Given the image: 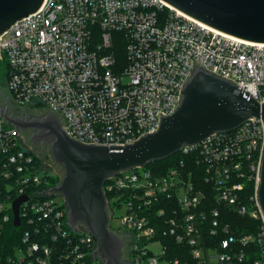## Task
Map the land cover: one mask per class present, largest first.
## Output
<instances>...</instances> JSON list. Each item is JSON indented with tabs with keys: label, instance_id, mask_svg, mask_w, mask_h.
I'll return each instance as SVG.
<instances>
[{
	"label": "built area",
	"instance_id": "built-area-1",
	"mask_svg": "<svg viewBox=\"0 0 264 264\" xmlns=\"http://www.w3.org/2000/svg\"><path fill=\"white\" fill-rule=\"evenodd\" d=\"M118 47L124 60L118 59ZM197 68L264 102V44L223 34L162 0H44L36 13L0 37L5 79L0 106L8 100L26 112L54 114L67 135L84 144L124 147L157 132L162 118L175 113ZM263 151V120L251 118L235 130L184 147L179 153L190 157L188 162L166 175L144 167L108 179L109 217L111 204L126 206L125 231L116 233L127 242L124 259L131 264H239L245 255L237 245L257 241L263 259L255 264H264V217L257 198ZM35 157L25 134L0 115V236L14 223L13 203L27 197L16 227L24 229L20 246L5 260L0 256V264H104L95 256L96 238L70 226L64 198L50 192V171L39 168ZM190 161L204 169L218 204L261 219L257 236L234 237L218 208L206 215V195L194 184ZM245 180L256 185L250 210L241 204ZM163 200L174 204L156 210L165 217L161 225L152 220L151 210ZM220 233L225 236L221 249L206 243L205 234ZM162 237L186 247L191 261L169 258Z\"/></svg>",
	"mask_w": 264,
	"mask_h": 264
},
{
	"label": "water",
	"instance_id": "water-1",
	"mask_svg": "<svg viewBox=\"0 0 264 264\" xmlns=\"http://www.w3.org/2000/svg\"><path fill=\"white\" fill-rule=\"evenodd\" d=\"M186 16L223 34L255 44H264V0H162ZM44 0H0V37L17 22L36 13ZM10 105L0 106V115L22 133L33 131L32 145H49L52 159L63 168L59 185L50 190L61 195L69 211L71 227L83 225L97 240L104 264H131L123 257L125 236L110 228L106 181L121 172L144 168L165 160L184 147L198 145L210 136L230 132L251 118L264 123V102L239 89L231 81L194 70L185 84L178 109L163 117L157 132L124 147L84 144L70 138L51 113L37 118L16 117ZM257 198L264 217V151ZM22 196L13 203L14 226H20Z\"/></svg>",
	"mask_w": 264,
	"mask_h": 264
},
{
	"label": "trees",
	"instance_id": "trees-1",
	"mask_svg": "<svg viewBox=\"0 0 264 264\" xmlns=\"http://www.w3.org/2000/svg\"><path fill=\"white\" fill-rule=\"evenodd\" d=\"M116 53L118 55V59L124 60V50L121 48H116ZM190 157L182 155V154H175L165 160L151 162L145 168L147 170H152L156 174L159 175H166L169 170L173 167L179 166L182 161L188 162ZM35 162L39 166V168L45 166L43 160L41 158L35 157ZM41 166V167H40ZM190 169L194 170L195 176L193 177L194 184L197 185L199 190H202L206 195L204 198V205L203 211L206 212V215L210 217V211L213 208H218L221 212V221L224 225H228L231 229V234L236 238H242L248 235L257 236L261 230L262 222L260 218L253 219L250 217L249 213L246 215H240L236 210L231 209L225 205H220L216 201V192L212 189L210 185L205 183L204 177V169L201 165H197L196 162L194 164L190 161ZM50 184L52 187L57 186L61 181V175H55L51 173L50 177ZM244 191L241 193V204L250 210L252 208L251 198L254 196L255 192V181L245 180L244 181ZM108 198V195H106ZM173 205L174 202L169 200H163L157 206H154L151 210L152 220H156L159 224H163L165 219L164 216H158L156 210L165 205ZM207 227V226H206ZM165 229L163 225L162 230ZM24 229L23 227L16 228L12 223H9L6 227L3 234L0 236V256L5 260L13 251L20 246V242L23 236ZM225 236H222L221 233L217 237H211L209 234H205L206 243L216 249H221L220 244L221 240L224 239ZM162 241L168 245L169 258L179 257L182 261H191L188 255V249L182 246H179L173 238L171 237H162ZM237 248L244 252V258L241 263L239 264H255L256 261L262 260L263 256V248L261 245L255 241L254 243L248 245L238 244ZM220 251V250H219Z\"/></svg>",
	"mask_w": 264,
	"mask_h": 264
},
{
	"label": "rangeland",
	"instance_id": "rangeland-1",
	"mask_svg": "<svg viewBox=\"0 0 264 264\" xmlns=\"http://www.w3.org/2000/svg\"><path fill=\"white\" fill-rule=\"evenodd\" d=\"M3 86H5V79H4V75H3V71H0V88L3 89ZM11 108V113L17 108L18 110L27 113L24 109L18 108V107H14V106H10ZM15 112V111H14ZM31 114H34L36 116H42L44 112H30ZM13 114V113H12ZM25 134V138L27 140H29L28 138V134ZM32 148V147H31ZM34 154L41 158L43 160V162L45 163L46 169L48 171H50L49 173H54L55 175H61V180L64 176V172H63V168L56 164L55 161L52 159L51 156V151L50 148L48 146H45L44 149H39L37 148H32ZM61 182V181H60ZM60 184V183H59ZM58 184V185H59ZM62 198V197H61ZM109 212H110V228L111 230H113L115 233H122L125 231V228L122 225V218L124 217L125 213H126V206L121 202L119 204H111L109 206ZM79 228L83 229L84 226L83 225H78ZM153 250L156 252L160 251V247L156 246L153 248ZM165 264V263H164Z\"/></svg>",
	"mask_w": 264,
	"mask_h": 264
},
{
	"label": "flooded vegetation",
	"instance_id": "flooded-vegetation-1",
	"mask_svg": "<svg viewBox=\"0 0 264 264\" xmlns=\"http://www.w3.org/2000/svg\"><path fill=\"white\" fill-rule=\"evenodd\" d=\"M15 111V112H14ZM11 114L13 115V116H16V117H26V116H29L30 118H37V117H41V116H36V115H34V114H31L30 112H27V113H25V112H22V111H20V110H18L17 108L14 110ZM11 112V111H10ZM46 114V113H45ZM44 114V115H45ZM43 116V115H42ZM33 131H28L26 134H28L27 136H28V138H30L32 135H33ZM28 142H29V140H28ZM30 143V142H29ZM30 145H31V147L32 148H39V149H44L45 148V146H48L49 148H50V146L49 145H44V146H42L41 145V143H37L36 145H32L31 143H30ZM119 237H121V234H119L118 235ZM126 247H127V242L125 243V246H124V248H123V252H125V249H126ZM124 255V254H123Z\"/></svg>",
	"mask_w": 264,
	"mask_h": 264
}]
</instances>
